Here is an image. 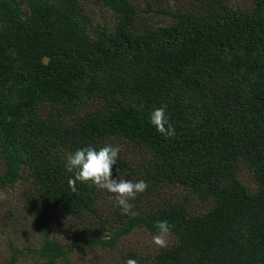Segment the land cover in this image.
<instances>
[{
  "label": "trees",
  "instance_id": "trees-1",
  "mask_svg": "<svg viewBox=\"0 0 264 264\" xmlns=\"http://www.w3.org/2000/svg\"><path fill=\"white\" fill-rule=\"evenodd\" d=\"M189 1L148 25L132 1L103 0L116 22L94 29L81 0H0V188L26 177L37 219L56 211L70 233L88 231L67 248L45 232L4 264L27 251L67 264L75 249L155 236L161 220L174 244L153 264H264V0ZM161 106L171 138L149 122ZM118 143L143 151L120 150L112 169L148 184L134 216L90 184L73 190L64 168L77 148Z\"/></svg>",
  "mask_w": 264,
  "mask_h": 264
},
{
  "label": "rangeland",
  "instance_id": "rangeland-1",
  "mask_svg": "<svg viewBox=\"0 0 264 264\" xmlns=\"http://www.w3.org/2000/svg\"><path fill=\"white\" fill-rule=\"evenodd\" d=\"M91 18L92 28H112L116 22V14L103 6V0H81ZM136 5L140 20L148 25H163L169 23V17L163 12L174 11L177 8L191 9L194 7L189 0H130ZM234 9L250 10L253 0H227ZM123 154L130 158L143 155V151L124 143L117 144ZM1 163V162H0ZM1 172V164H0ZM27 186L26 177L12 188H0V264L10 261L14 249L40 247L44 243L45 232L50 238L56 239L63 246L81 245L83 231L70 233L64 228L65 220L59 213L53 211L46 220L37 219L35 212L24 203L23 191ZM171 194V191H167ZM180 196L184 195L183 192ZM182 193V194H181ZM198 203L197 200H192ZM197 208V207H195ZM9 216L16 219L18 225L10 229L4 223ZM15 222V221H14ZM99 229L97 226L95 227ZM80 229V227H78ZM153 237L144 230H135L132 234L120 238L115 247L103 248L94 246L91 249L80 251L75 249L67 264H125L129 258L135 259L137 264H153L155 255L174 244V239L168 234L166 247H159L153 242ZM16 264H46V260L33 251H27L18 257ZM57 264H64L59 261Z\"/></svg>",
  "mask_w": 264,
  "mask_h": 264
},
{
  "label": "clouds",
  "instance_id": "clouds-1",
  "mask_svg": "<svg viewBox=\"0 0 264 264\" xmlns=\"http://www.w3.org/2000/svg\"><path fill=\"white\" fill-rule=\"evenodd\" d=\"M149 122L156 132L165 138L175 136V129L170 123L166 107L161 106L152 110ZM120 148L106 144L96 148L92 146L77 148L74 152L67 154L64 168L72 173L68 184L75 190L77 183L90 184L99 191H106L113 194L116 206L119 207L122 215H137L131 201L137 195L148 188L143 179L133 182L131 180L113 178L112 169L117 164ZM155 227L158 234L153 237V242L159 247H166L167 236L170 232V225L167 220L158 221ZM125 264H137L135 259H127Z\"/></svg>",
  "mask_w": 264,
  "mask_h": 264
}]
</instances>
